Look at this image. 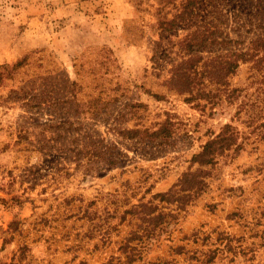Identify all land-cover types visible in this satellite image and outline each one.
<instances>
[{
	"label": "rangeland",
	"instance_id": "obj_1",
	"mask_svg": "<svg viewBox=\"0 0 264 264\" xmlns=\"http://www.w3.org/2000/svg\"><path fill=\"white\" fill-rule=\"evenodd\" d=\"M258 38L264 0H0V264H264V49L204 75Z\"/></svg>",
	"mask_w": 264,
	"mask_h": 264
},
{
	"label": "trees",
	"instance_id": "obj_2",
	"mask_svg": "<svg viewBox=\"0 0 264 264\" xmlns=\"http://www.w3.org/2000/svg\"><path fill=\"white\" fill-rule=\"evenodd\" d=\"M207 45V44H206ZM203 45L204 47H207ZM253 51H234L226 56H219L205 62V78L210 79H220L222 85H226L227 81L225 79L233 74L240 66L241 63L254 60L257 52L259 53L260 49H264V38H258L257 40L252 41ZM193 65H191L188 71L183 75L190 80V84L194 82L193 74L196 73V70L192 71ZM178 74V72L176 73ZM173 78H176L173 76ZM221 85V86H222ZM264 127V123L261 124ZM237 137V132L230 125L227 124L225 129L218 135V137L205 145L203 155L211 157V154L217 153L219 150L224 151L226 147H229L235 142ZM237 140V139H236ZM217 146V147H216ZM214 158V156L212 157ZM110 264H113L110 262Z\"/></svg>",
	"mask_w": 264,
	"mask_h": 264
}]
</instances>
